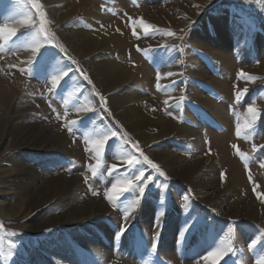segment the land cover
Here are the masks:
<instances>
[{
    "label": "rangeland",
    "instance_id": "1",
    "mask_svg": "<svg viewBox=\"0 0 264 264\" xmlns=\"http://www.w3.org/2000/svg\"><path fill=\"white\" fill-rule=\"evenodd\" d=\"M162 1L195 10L169 12L178 20L165 26L128 12L158 0H37L42 25L29 0H0V27L16 29L0 35V90L14 89L0 103V264H205L229 248L218 264H264V74L255 70L264 66V0ZM120 27L131 37L125 50L100 46ZM85 36L95 49L79 46ZM114 59L136 70L119 87L148 131L171 118L177 133L140 141L121 121L109 100L117 89L101 90L90 71ZM172 62L165 82H141ZM160 152L177 157L175 170ZM140 171L113 207L112 185ZM249 192L257 212L243 207Z\"/></svg>",
    "mask_w": 264,
    "mask_h": 264
},
{
    "label": "bare ground",
    "instance_id": "2",
    "mask_svg": "<svg viewBox=\"0 0 264 264\" xmlns=\"http://www.w3.org/2000/svg\"><path fill=\"white\" fill-rule=\"evenodd\" d=\"M118 1L122 2V0H117V2ZM164 2L162 0H158V2L153 3L154 6H152L150 9L141 7L140 10L130 9V11H128V12L130 13V15H133L136 17H138V16L141 18L146 17L149 20H151L157 24H160L162 22V24H164L166 26V25H173L178 20V19L175 20L173 17L170 18V16L168 15L169 12H173V14H175L176 12H179V10L180 11L184 10V12H186V14H191L195 10L192 8V6H190L189 10H188L187 7H185L183 5H179L177 3L176 4L170 3L169 5H166V7H165L166 3L164 4ZM80 4L87 6L86 2H84V3L82 2ZM86 12H87V14L90 13L89 9H87ZM106 18H107L106 21L111 20V18H109V17H106ZM122 28L121 27L119 28V31L122 32L121 36L118 34H115L113 32H109V34L107 33L106 35H104V36L102 35L101 37H100V34H98L97 36L100 37L99 40L101 41L99 43L100 46H103L104 48L109 47V46H113V47H117L120 49L124 48V47H128L127 42H128V40L131 39V37L129 36V32L127 30L125 31ZM134 32H135V30H134ZM84 33L89 35L86 32H84ZM97 33H99V32H97ZM219 35H221V41L219 43H221L225 46V43H224L225 35L222 33L221 30H219ZM75 36H77V34ZM154 43H156V42H154ZM207 45L210 46L208 43H207ZM79 46L81 48H83L84 50L89 51L91 49H95L97 44L94 43V37L90 36L89 38H87L85 36V40H83L81 44L79 43ZM125 49L126 48H124V50ZM84 50H83V54H84ZM220 59L223 62H225L229 65H232V60L230 61V59H231L230 55L228 56L227 54L224 53ZM122 63L123 62L117 61L115 59L113 60V62H110L109 60H105V61H102L100 64H93L90 68V71L92 74H94L95 78L99 79L98 80V87H100L101 90H107L108 88H113V90L117 89V91H115V93L113 95H110L109 100H110L111 108L113 110H116V112H118V113H119V111L123 110L122 111L123 114L120 117L121 121L123 123H125L126 126L130 130H132L134 132V134L136 135L137 138L140 139V141L143 140L145 142L151 143V141H154L158 138H161L164 135H169L170 133H174V132L177 133V128H175L174 121H172L171 118H168L169 120H164V121L161 120L162 122H160V123L159 122H152L153 127L157 129L156 134L148 131L149 130V128H148V121L149 120H147L145 118L146 115H143L144 114L143 111L139 110V107L135 105L132 96H130V95L127 96V95L123 94L122 91L120 90L121 87H119V86H122L123 85L122 83H125L128 80H130L131 78H133V75H135V72H136L135 69L133 70L132 68H127ZM174 67H175V63L172 62V65L170 67H167L166 69L164 68L162 70V72L159 73L160 74L158 76L159 80L157 78H154V76L151 80V76L149 75V72L146 71V74H144L143 78L141 79V82H143V79H144V81H147V83H149V82L153 83L154 82V84H156L157 81H160V83L165 82L166 80L169 79V77L172 76V75L169 76V73L174 75V73H173L175 71V70H173V69H175ZM255 70H259L260 72H263V74H264V66H261V67H259V69H255ZM147 72H148V74H147ZM7 87L8 88L3 87L0 90V103L1 104H6L9 101V98H10L9 96L11 94V91L14 90V89H12V86H10V87L7 86ZM117 87H119V88H117ZM221 87L222 88L224 87L223 84ZM166 94L167 95H165V96H167V97H165V96L164 97L167 100V99H170V97L174 93H172V94L166 93ZM162 97H163V95H162ZM162 97L159 96V99L161 100ZM200 100L205 105L206 98H202ZM220 111H221V109H220ZM171 117H172V115H171ZM169 153L168 152H160V157L162 159L166 160V162H167V164L171 170H175V168H176L175 166L177 165L178 159L174 154H169ZM222 160L224 161L225 157H222ZM231 180L233 182H235L237 180L236 176L232 175ZM260 191L264 192V188H261ZM243 204H244L243 207L247 210V213H249L251 211L257 212V207L253 202V196H252L251 192H249L247 194V199L243 200ZM90 205H91V208H99V209L101 207L104 208L103 204H99V203L96 204L95 202H91ZM261 212H263V211L261 210ZM3 213H5V212H3ZM71 215L72 214L69 213V216H71ZM261 216H262V214H261ZM261 216H259V217H261ZM67 218H70V217L67 216ZM79 221L80 220H76V221H74V223L79 222ZM58 223L59 222L56 220L55 222H52L51 224L52 225H56V224L59 225L60 223L59 224Z\"/></svg>",
    "mask_w": 264,
    "mask_h": 264
},
{
    "label": "snow or ice",
    "instance_id": "3",
    "mask_svg": "<svg viewBox=\"0 0 264 264\" xmlns=\"http://www.w3.org/2000/svg\"><path fill=\"white\" fill-rule=\"evenodd\" d=\"M29 3L32 5V7L34 9L37 10L38 14L40 15L41 17V24L43 25V18H44V12L40 11V8H41V5L39 3H37V0H29ZM21 23H26V21H21ZM141 23H143L141 21ZM144 30L145 32H148L149 31V27L147 25L144 26ZM2 34H7L9 37H14L16 35V29L14 28H9L7 25H5L4 27H0V35ZM40 47L41 45L37 44L36 47H34L32 49L33 51V54H36L37 52L40 51ZM63 51V49H61ZM31 63V62H30ZM65 75L67 73H64ZM172 74L169 73V76H171ZM241 76H243L244 74L241 73L240 74ZM84 79L85 80H88V77L85 75L84 76ZM157 79L159 80V77H157ZM60 81V77L59 76H53L52 79H51V84H52V88H56L57 84L59 83ZM89 83H91V81L89 80ZM100 100L103 102L104 101V97H100ZM80 109H77V111H79ZM248 112L251 113V114H254V119L256 118L255 114L257 113V109L253 108V107H250L248 109ZM71 123H76L75 121H72ZM69 132L72 131V129L69 127ZM112 136H115L116 133L115 132H112L111 133ZM105 147V144H104V141L101 140V141H98L97 142V153L99 154V151L101 149H103ZM144 160L155 170H157L159 172V174L161 176H164V173L161 172L158 168V166L156 164H154L150 159H148L147 156L144 157ZM127 163L129 165H132V161L131 160H128ZM115 168V166H113ZM93 174L95 175V172H96V169H93ZM145 176V173L143 171H140L139 172V175H136L135 177L133 178H129V179H126L125 181L123 182H120L118 181L117 183L113 184L112 185V189H111V192L107 194V199L110 203H112L113 207L116 206V201L120 198L121 195H123L124 193H127L129 192L130 190H132L134 188V181H140L142 177ZM145 188L144 187H140L139 188V193L140 195L142 196L143 192H144ZM254 192H256V189H253ZM93 195H96L95 192H93ZM256 196H257V199L260 200L261 202H264V195H262L261 193L259 192H256ZM128 217L125 216V219H127ZM121 232H123V228L121 230ZM232 249L229 248L227 251L225 252H221V251H214V252H211L209 253L208 256H204L203 259L205 261V264H208L209 261L212 262V264H218V261L220 259H222V257H224L225 255L228 254V252H231ZM264 259V258H262Z\"/></svg>",
    "mask_w": 264,
    "mask_h": 264
}]
</instances>
